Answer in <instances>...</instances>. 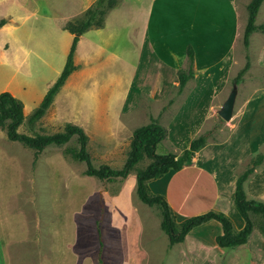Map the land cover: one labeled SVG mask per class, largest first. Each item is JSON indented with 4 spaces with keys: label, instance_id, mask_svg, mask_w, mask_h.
I'll list each match as a JSON object with an SVG mask.
<instances>
[{
    "label": "rangeland",
    "instance_id": "374dc122",
    "mask_svg": "<svg viewBox=\"0 0 264 264\" xmlns=\"http://www.w3.org/2000/svg\"><path fill=\"white\" fill-rule=\"evenodd\" d=\"M65 2L0 0V19H5L6 24L9 21L11 27L0 30V93L7 91L21 100L25 116L40 103L64 67L73 35L62 25L83 17L66 12ZM143 3L127 0L128 10L135 5L142 7ZM115 10L109 16L107 29L91 28L85 34L81 52L76 59L74 55L77 69L46 114L31 129L24 122L18 132L50 135L62 131L66 124L76 125L88 137L86 149L92 165L120 169L127 158L133 130L148 124L150 118L177 137L176 142L169 139L174 147L165 138L155 152L178 154L187 137L192 109L208 101L213 83L198 80L189 102L186 95L191 84L178 97L176 84L161 99L144 93L143 84L138 81L151 70L155 72L156 66L154 60L141 64L135 77L140 55L136 42L141 34L140 16L130 17L123 6ZM243 66L230 72L224 89L213 100L214 113L199 134L213 130L209 139L217 141L228 135L225 124L233 117L224 121L217 112L233 88L250 93L252 84L247 78L233 84ZM246 74L261 79L259 85H264V69L255 74L249 69ZM166 75L167 69L162 65V78ZM152 78L150 75L149 80ZM171 98L174 101L169 105ZM78 147L73 136L66 144L47 146L35 155L33 149L8 140L0 128V264H99L98 225L104 264H112V256L119 249L127 256L125 264H179L181 247H169L168 238L160 229L159 210L137 198L135 170L125 179L110 181L87 176L85 162L67 152ZM263 152L264 143L252 147L237 174L250 157ZM149 162L145 158L135 169L144 168ZM263 164L257 169H264ZM186 208L197 207L191 203ZM238 250L222 249L224 255L211 264H238L233 257ZM243 264L251 261L244 260Z\"/></svg>",
    "mask_w": 264,
    "mask_h": 264
},
{
    "label": "crops",
    "instance_id": "0c3cea01",
    "mask_svg": "<svg viewBox=\"0 0 264 264\" xmlns=\"http://www.w3.org/2000/svg\"><path fill=\"white\" fill-rule=\"evenodd\" d=\"M65 1V11H73L79 17L96 0ZM141 1L144 2L142 7L135 5L128 10L127 0H121L108 12L103 27L98 28L107 29L110 14L122 6L130 17L140 16L138 29L141 34L139 40H136L140 55L135 77L141 64H150L154 60L156 66L155 72L151 70L150 74L138 81L143 84L141 90L156 99L166 97L176 84L178 69L185 63L187 46H191L194 51V77L186 84V88L189 84L192 85L187 91V102L197 88L198 80L213 83L212 90L207 95L208 101L199 103L192 109L187 137L180 153L189 147L191 140L199 135L203 124L214 113L213 100L220 89H224L232 69L243 64L245 66L246 55L249 68L245 73L249 69L254 74L264 69V0L255 16L254 24L258 29L250 34L247 48H244L242 39L249 0H139L140 3ZM3 28H11L9 21L0 30ZM90 30L80 37L76 45L75 59L81 52L85 34ZM162 65L167 69L165 78H162ZM150 75L153 77L151 81ZM243 75L241 79L250 80L252 89L249 94L236 92L232 121L225 124L229 127L228 135L218 141L208 139L188 166L178 172L169 171L150 181L148 185L152 192L167 200L177 223L185 218L215 210L225 213L237 230L244 225L233 205L235 182L238 169L251 154L252 147L264 143V85H259L261 79L253 74V78ZM188 106L191 107L190 104ZM171 133L167 128L165 141L174 147L169 139L176 142L177 137H172ZM244 188L247 195L264 201V169L255 170L246 180ZM191 203L197 208L187 209L186 205ZM221 232L220 224L213 220L193 228L183 242L173 245L181 247L179 264H211L219 255H224L222 249L226 248H220L215 243L216 236ZM238 249L233 255L238 264H243L244 260H248V263L251 261V264H264V236L257 231ZM183 258L185 262L182 261ZM112 259V264H125L127 256L119 249Z\"/></svg>",
    "mask_w": 264,
    "mask_h": 264
},
{
    "label": "trees",
    "instance_id": "16d2710c",
    "mask_svg": "<svg viewBox=\"0 0 264 264\" xmlns=\"http://www.w3.org/2000/svg\"><path fill=\"white\" fill-rule=\"evenodd\" d=\"M262 1L263 0H251L247 5L248 16L242 39L244 48L248 46L250 34L258 29L254 21ZM117 5V0H96L93 5L84 12L81 19L69 20L62 25V29L69 32L73 37L64 67L59 76L47 89L40 103L27 116L24 115V106L21 100L7 91L1 92L0 128L5 131L8 140L20 142L26 147L33 149L35 155L39 154L40 151L47 146H62L75 136L79 147L77 150L72 148L68 149L67 152L70 153L74 159L85 162V175L87 176L110 181L114 179H125L135 170V192L137 198L147 206L156 207L159 210L161 218L160 229L167 236L169 247L183 242L185 236L193 228L211 220L218 222L221 226L222 232L215 238V243L220 248L234 249L245 245L254 231L264 236V201L248 197L244 188L246 180L263 163L264 152L257 153L250 157L245 167L236 177L233 205L244 222L243 227L239 230L234 227L232 220L225 213L215 210H209L205 213L185 218L183 221L177 223L167 200L162 195L152 193L148 187L149 181L158 179L169 171L178 172L182 168L188 166L195 153L206 145L213 130H208L193 138L189 147L178 154H157L155 152L156 147L166 138L167 129L156 119L150 118L148 124L133 130L130 149L125 163L120 169H113L108 165L94 167L86 149L88 137L82 128L76 125L66 124L62 131L50 135H26L18 132V128L24 122L31 129L34 127V124L46 114L66 80L77 69L74 64V54L79 37L91 28H102L106 15ZM5 24L6 20L0 19V27ZM246 59L245 66L233 79L234 85L238 84L242 75L249 68L247 55ZM193 77L194 51L191 46H187L185 63L176 73L175 97L183 93L186 84L192 80ZM173 101L174 98H171L168 104L171 105ZM145 158L150 160L149 164L144 168L135 169L136 165ZM97 228L100 249L98 263L104 264L101 258L103 243L99 225Z\"/></svg>",
    "mask_w": 264,
    "mask_h": 264
},
{
    "label": "water",
    "instance_id": "95a60500",
    "mask_svg": "<svg viewBox=\"0 0 264 264\" xmlns=\"http://www.w3.org/2000/svg\"><path fill=\"white\" fill-rule=\"evenodd\" d=\"M236 89L233 88L231 92L229 93L226 100L223 102L221 108L218 110L217 114L220 116L221 119L224 121L230 120L232 117L235 97H236Z\"/></svg>",
    "mask_w": 264,
    "mask_h": 264
}]
</instances>
